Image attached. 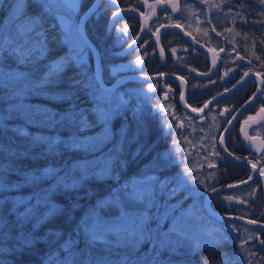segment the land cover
Listing matches in <instances>:
<instances>
[{
    "label": "snow or ice",
    "instance_id": "snow-or-ice-1",
    "mask_svg": "<svg viewBox=\"0 0 264 264\" xmlns=\"http://www.w3.org/2000/svg\"><path fill=\"white\" fill-rule=\"evenodd\" d=\"M209 2L200 0L201 4ZM176 3L177 0H137V6L127 7L121 6L124 0H107L114 11V15L109 14L108 31L115 32L121 20L135 19L134 32L144 37L150 34L148 38L129 34V26L123 24L117 38L123 41L122 50L110 54L124 55L125 48L131 50L128 54L139 51L135 64L141 65V70L147 67V55L175 57L178 62L187 59L184 53L203 56V70L178 63L189 79L175 77L184 85V92L180 91L179 84L176 86V97L186 111L183 116L173 113L174 119L185 134L190 128L199 133L197 141L208 168L217 167L213 159L227 157L240 160L246 168L250 165L247 170L251 175L237 184L228 183L219 188L197 174L204 170L203 164L199 170L185 167V174L176 177L160 176L169 166L187 165L194 156L190 152L187 161L161 153L149 164L150 168L146 166L148 170L125 178L127 161L121 159L120 170H117V156L109 150L115 147L116 153L123 157L130 127L124 121L128 120L129 111L135 119L139 106L131 107L136 95L132 89L122 90L127 83V77L121 76L127 70L125 65L108 66L110 79L105 78L104 53L89 33L90 25L106 7L104 0H0V133L11 132L16 145L0 143V154L5 158V162H0V264H7L5 258L17 264L26 251L49 242L41 264H144L141 257L147 252L153 254L147 264H183V249L188 238L184 200L203 197L207 201L205 192L212 199L222 196L224 201H229L222 205L225 211L245 213L228 216L227 220L219 217L226 232L224 239L238 242V251L244 252L240 264H264V211L257 214L251 203L258 198L257 193L264 190L260 179L264 177V155L259 157L262 163L258 165L251 145L247 150L253 160H241L230 150L234 134L237 143L242 144L240 132H244L245 140L255 141L257 129L252 128L249 134L241 128V121L246 127L256 121L257 127L264 128V119H261L264 117V71L254 70L257 68L254 61L264 69V0H248L249 6L257 5L255 12L260 18L243 9L240 0L216 3L211 12L201 8L202 27L196 31L208 37L209 44L213 42V34L220 38L215 41L216 47L206 50L205 44L179 22L183 8H177ZM238 5L240 10H236ZM230 17L232 22L228 23ZM141 18L146 21L143 28L139 26ZM253 25L259 26L256 29L262 34L259 39ZM180 33L183 34L181 39L189 38L186 47L177 50L165 43L159 51L155 50L168 35ZM226 33L239 39L234 41ZM224 40L232 47L226 48ZM249 50L253 59L240 54ZM229 58L234 67H226ZM196 77L203 79L191 85ZM65 78H69L67 86L61 88ZM158 79L145 77V80ZM218 84H222L223 89L217 88L218 95L212 94ZM245 85L255 87L241 110L221 107L233 98L230 94L244 90ZM195 87L206 89L211 98L197 104L194 99L197 94L191 91ZM148 89L157 91L151 83ZM172 91L169 88V92ZM51 104H67L70 111L63 117L57 116L50 109ZM158 107L166 113L169 111L164 105ZM213 112H216L214 119L218 120L215 135L209 120ZM248 112L255 115H247ZM36 121L44 123L37 125ZM117 121H121L119 128L115 127ZM34 128L39 130L33 131ZM192 143L189 139L188 144ZM36 148H42L50 162L39 168L18 166L20 161L31 159ZM256 151L264 153V146ZM65 154L74 158L66 164L54 162ZM89 181L112 183L116 187L84 208L76 221L77 227L70 233L48 227L63 215L57 197L78 192ZM190 181L199 187L193 188ZM246 185L255 190L249 191V199L223 195L224 187L240 189ZM85 247L88 251L82 254ZM99 249L104 253L97 258L93 253Z\"/></svg>",
    "mask_w": 264,
    "mask_h": 264
},
{
    "label": "flooded vegetation",
    "instance_id": "flooded-vegetation-1",
    "mask_svg": "<svg viewBox=\"0 0 264 264\" xmlns=\"http://www.w3.org/2000/svg\"><path fill=\"white\" fill-rule=\"evenodd\" d=\"M106 7L101 10L100 17L90 25L89 33L94 42H96L97 46L104 53V65H105V78L110 79L108 66L122 64L127 67V70L121 73V76L125 75H139V76H160V75H172V76H184L185 79H189L187 74L184 72L182 68L178 67V63H186L189 68L196 67L198 70H203L205 67V61L203 56L196 57L193 53L189 55L188 53H184V56L187 57L186 60L177 61L175 57H171L169 59H165L164 57L155 58L151 55H147L145 58L147 67H144L143 70L141 65H136L135 61L139 56V51L135 53H131L130 49L125 48L124 55L121 56H113L110 53L113 51H120L121 44L123 41H118V37L120 36L119 29L123 24H127L129 26V34L140 35L142 38H148L150 34H144L140 32H134V29L137 26V21L135 19L129 20H121V23L116 25V31L110 32L107 30V24L109 21V14L114 15V11L111 9L110 5H107V0H104ZM224 1L218 2L223 3ZM235 3V0H232ZM216 3H206L201 4L200 1L194 0H177L176 7L183 8V13L181 16V20L179 22L182 23V26L186 31L191 32L192 35L197 36V39L200 40L201 43L205 44V50L207 47H216V40H219V37H215L213 34V42L211 44L208 43V37L203 36L202 33H198L196 29L201 28L202 25L200 23L203 18V13H201V8H207L210 12L214 8ZM240 4L243 6L248 13H252L256 18H260L259 14L255 12V8L257 5L252 4L249 6L248 1L240 0ZM121 6L133 7L137 6V0H124V4ZM236 10H240V6L238 5ZM145 12L148 11L147 8L144 9ZM199 14V15H195ZM215 14V13H213ZM128 15H134L129 13ZM176 13L173 12L172 16L175 17ZM143 18L139 21V26L143 28ZM145 21V20H144ZM146 22V21H145ZM173 21L170 19L168 21L171 24ZM232 22V18L230 17L228 23ZM258 25H253V31L256 33V38L259 39L261 37V33L257 32L256 29ZM178 31V30H176ZM172 31V32H176ZM226 36H230L232 40H238L239 37L234 36L231 33H226ZM181 33L179 35L173 34L168 35L165 40H162L161 44L158 47L163 46L165 43L169 44L171 47H175L177 50H180L186 47V41L183 37L181 39ZM127 38V37H125ZM152 40H155V37H151ZM149 41L145 39V44H148ZM223 45L228 48L232 47L231 44L228 43L227 40L223 41ZM141 47H144L143 45ZM195 47V46H194ZM237 47H241V45H237ZM156 51L157 48L155 49ZM241 55H247L248 59H253L252 51L249 50L247 53L241 51ZM211 57V53L208 54ZM223 55V53H221ZM238 62V61H237ZM256 63L257 68L254 70L264 71V69L259 68V62L254 61ZM226 67H234L231 64V58H229ZM223 75V72L221 73ZM201 77H196L194 80H191V85H195L198 83ZM241 79H244L241 73ZM151 83L153 87L157 88L156 92H151L148 89V84ZM180 85V91L184 92V85L181 84L180 81L177 80H159V81H143V80H129L123 86L122 90L132 89L136 95L132 101V108H135L137 105L139 106V113L137 117L134 119L132 112L128 113V120L124 121L129 124V134L128 139L125 143V153L123 157H120L117 153V166L120 168L119 161L121 159L127 161V169L123 173L125 178L139 175L143 171L148 170L146 166H148L152 161L158 157L161 153H169L171 157L177 160H188L189 153H193V159L188 161L187 165L181 163L174 164L169 166L164 172L160 173L161 177H176L184 173V168L188 167L190 169L199 170L201 164H203V171H197V174L201 179H207V183L215 184L218 188L221 186H225L228 183L237 184L243 179H247L251 172L247 170L250 168V165L243 166L240 160H235L232 158H225L224 160H216L213 159V162L217 164L216 168H208L207 163L202 160L203 153L200 150L199 143L197 141V137L199 136L198 132H193L190 128L188 130V134H185L182 129H179L176 120L174 119L173 113L178 116H183L186 109L183 108L182 102L178 103V97H176V86ZM254 85H245L244 90L237 91L232 93V99L229 101L227 105H222L221 107H235L238 111L243 108V105L247 103L246 97L250 99V93H253ZM169 88H172L173 91L169 92ZM223 89L222 84H218L213 87L212 94L218 95L216 89ZM191 91H194L197 95L194 97L197 104L200 101L206 102L207 99L211 98L208 91L202 87L191 88ZM168 96V99H165V96ZM194 104L193 106H197ZM158 105H164L169 109L166 113ZM258 111V109H257ZM195 115V114H193ZM247 115H255L254 112H248ZM216 112H213L209 116V120L212 121V134L215 135V127L218 125V120H215ZM261 119H264L262 117ZM118 124V125H117ZM173 124L172 128H169L168 125ZM121 126V121H117L115 127L119 128ZM241 128H245L249 134H252L251 129L256 128V138L255 141H248L244 139V132L239 133V141L241 143H237V137L233 135V143L230 148L233 151L234 156H240L241 160H253L254 157L247 150V146L251 145L252 151L256 152L255 162L259 165L262 162L259 157L264 155V153H260L256 151L258 147L264 146L262 141H264V128L257 127V122L253 121L250 126H245L243 121H241ZM131 130V131H130ZM206 131H208L206 129ZM138 137V138H137ZM191 139L193 141L192 144H188V140ZM133 142V143H132ZM115 150V148H111ZM139 151V155L137 152ZM181 152L184 153L183 157L181 156ZM150 168V165L148 166ZM261 183H264V177H261ZM191 183L193 188H198L199 185L195 183ZM249 191H255L250 186H244L240 189H230L224 187L223 195H234L240 199H249ZM205 195H209L205 192ZM258 198L254 201H251L255 205L254 211L259 214L261 211H264V190L257 193ZM191 199V200H190ZM193 199V200H192ZM229 201H224L223 197L220 196L216 199H212L211 197L207 201V204L214 213H217L219 216L224 217L227 220L228 216L231 215H244L243 211L233 212L231 210L225 211L223 204H228ZM184 208L192 209L198 215V224L202 225L206 228H211L213 231L222 234L224 237L226 235L225 230L223 229V222L217 220L211 216L206 208L205 200L203 197L197 198H186L183 204ZM235 208L240 209V205H234ZM230 223V222H229ZM242 223V222H240ZM251 227V226H247ZM221 231V232H220ZM246 234V233H245ZM230 243L222 244L218 248L229 247L237 257L240 258L243 251H238V242L234 243L231 239H227ZM223 241H226L224 239ZM223 246V247H222ZM233 246V247H232ZM232 247V248H231ZM236 257V256H235ZM240 261H235L231 264H240Z\"/></svg>",
    "mask_w": 264,
    "mask_h": 264
},
{
    "label": "trees",
    "instance_id": "trees-1",
    "mask_svg": "<svg viewBox=\"0 0 264 264\" xmlns=\"http://www.w3.org/2000/svg\"><path fill=\"white\" fill-rule=\"evenodd\" d=\"M7 7L8 4L6 3L5 9H7ZM36 75L37 78H39V71H36ZM68 80L69 78H65L61 85V88L67 86ZM80 102L81 104L84 103L83 96H81ZM49 107L52 111L55 112L57 116L60 117L64 116L66 112L70 111L69 105L67 104H51L49 105ZM36 123L37 125H42L44 121H36ZM37 130H39V128L33 129V131ZM13 140L14 137L11 132H8L7 135L0 133V143H3L10 147H15L16 145L13 143ZM31 156V159L20 161L18 166L39 168L44 164L50 162L49 158L44 155L42 148H36L35 150H33ZM69 159L70 158H58L60 162H64L65 164L69 161ZM0 162H5V158L2 154H0ZM114 187H116V185L112 183H98L96 181H89L85 184L84 188L78 192L62 193L57 197V201L62 206L63 215L60 218L53 220L48 225V227L63 230L66 234L70 233L74 228L77 227L76 221L79 218L80 212L83 211V209L86 208L89 204H91L93 200H95L99 196L109 193L110 190ZM7 195H15V193H8ZM77 209H79V211H77ZM49 247L50 242L49 244H37L35 248L26 251L23 260L20 261L18 259L17 264H41V260L48 252ZM87 251L88 249L86 247L83 248L82 254ZM183 252V264H202V262L203 264H221L222 261H224L225 264L233 263V254H230L229 252L227 253V251H223L222 248L206 249L195 254H188L185 251ZM152 255L153 254L151 252L143 254L141 259L143 260L144 264H147V262L152 259ZM97 257L99 258L100 256L97 255ZM5 260L7 264H11V261L8 258H5Z\"/></svg>",
    "mask_w": 264,
    "mask_h": 264
},
{
    "label": "rangeland",
    "instance_id": "rangeland-1",
    "mask_svg": "<svg viewBox=\"0 0 264 264\" xmlns=\"http://www.w3.org/2000/svg\"><path fill=\"white\" fill-rule=\"evenodd\" d=\"M194 1H200V0H194ZM221 1H224V0H210V3H218V2H221ZM245 1H248V0H245ZM69 42L71 43V40ZM109 151L113 155L117 156V153H116L115 150L110 149ZM61 158L62 159L70 158L69 159V161H70L71 159H73V156L71 154H65ZM54 162L57 163V164L61 163L58 159L56 161H54ZM117 170H120V168L118 166H117ZM190 208H191V206H189V208H185V209H187V212L185 214V227H186V231L188 233V238H187V240L185 242V248L183 249V251H185L188 254H195V253L200 252L202 250L218 248L223 243L224 244H228L229 241L227 239H226V241H223L224 240V236L222 234H219V233L213 231L211 228H206V227H203L202 225L198 224V219H197L198 215L195 212H193L192 209H190ZM201 234H202V236H201ZM200 236L202 238H200ZM219 239H220V241H219ZM204 241H205V243L206 242L207 243L205 244ZM210 241L212 242L211 246H209V242ZM194 249H195V251H193ZM114 252H115V249H113V253ZM103 253H104V250L103 249H99V250H94L93 254H94L95 257H97V255L98 256L103 255ZM111 254L112 253H110L109 255H111ZM238 257H237V255L233 254V258H232L233 263H234V261H238V260L241 261V257H243V254H242V256L240 258H238Z\"/></svg>",
    "mask_w": 264,
    "mask_h": 264
},
{
    "label": "water",
    "instance_id": "water-1",
    "mask_svg": "<svg viewBox=\"0 0 264 264\" xmlns=\"http://www.w3.org/2000/svg\"><path fill=\"white\" fill-rule=\"evenodd\" d=\"M142 21H143V23H142V24H143V27H145L146 22H145L144 20H142ZM169 31H176V30H171V29H170ZM181 36H183L182 33H181ZM184 38L187 39V40L189 39L188 37H184ZM194 46H195V44H194ZM157 50L159 51V47H158V45H157ZM123 77H127V81H129V80H143V81L175 80V76H172V75H160V76H155V77H159L158 80H145V77H144V76H139V75H125V76H123ZM210 197H211V196L208 195V200H209ZM208 200H207V201H208ZM207 201H205V205H206V208H207L209 214H210L211 216H213V217L219 219V217H221V216L215 214L214 212H212V211L210 210V208H209V206H208V204H207ZM249 226H250V225H249Z\"/></svg>",
    "mask_w": 264,
    "mask_h": 264
},
{
    "label": "bare ground",
    "instance_id": "bare-ground-1",
    "mask_svg": "<svg viewBox=\"0 0 264 264\" xmlns=\"http://www.w3.org/2000/svg\"><path fill=\"white\" fill-rule=\"evenodd\" d=\"M129 124H130V123H129ZM117 125H118V124H117ZM117 128H118V127H117ZM130 131H131V130H130ZM132 143H133V142H132ZM211 211H212V210H211ZM212 212H213V211H212ZM215 214H217V213H215ZM217 215H218V214H217ZM214 218H215V217H214ZM217 220H218V219H217ZM219 221H221V220H219ZM205 232H206V231H205ZM205 232H204V233H205ZM220 232H221V231H220ZM202 234H203V233H202ZM202 234H201V236H202ZM204 235H205V234H204ZM201 236H200V238H202ZM209 237H210V236H209ZM197 238H198V237H197ZM203 238H204V237H203ZM213 238H214V237H213ZM199 240H200V239H199ZM206 240H207V239H206ZM219 241H220V239H219ZM204 243H205V241H204ZM206 243H207V242H206ZM206 243H205V244H206ZM228 243H229V242H228ZM217 244H218V243H217ZM217 244H216V245H217ZM216 245H215V246H216ZM223 245H224V243H223ZM215 246H214V247H215ZM222 247H223V246H222ZM232 247H233V246H232ZM232 247H231V248H232ZM222 249H223V251H227V253L229 252L230 254H234V255H235V252H233L229 247H223ZM228 249H229V251H228ZM220 251H221V250H220ZM225 254H226V252H225ZM222 255H223V254H222ZM230 256H231V255H230ZM237 256H238V255H237ZM219 257H220V256H219ZM239 261H240V260H239ZM240 262H241V261H240ZM240 262H239V263H240Z\"/></svg>",
    "mask_w": 264,
    "mask_h": 264
}]
</instances>
